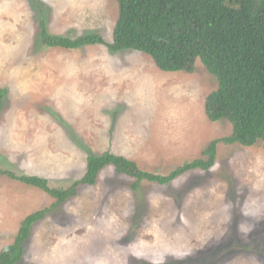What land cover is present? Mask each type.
<instances>
[{
    "label": "rangeland",
    "instance_id": "rangeland-1",
    "mask_svg": "<svg viewBox=\"0 0 264 264\" xmlns=\"http://www.w3.org/2000/svg\"><path fill=\"white\" fill-rule=\"evenodd\" d=\"M117 17V0H0L1 168L65 188L84 175L89 152L111 151L170 174L232 133L229 121L205 114L218 82L200 61L193 73L169 72L137 50L41 40L44 19L53 34L112 41ZM135 181L106 166L33 224L18 264H264L261 142L219 141L208 170ZM54 200L0 175V251Z\"/></svg>",
    "mask_w": 264,
    "mask_h": 264
},
{
    "label": "trees",
    "instance_id": "trees-1",
    "mask_svg": "<svg viewBox=\"0 0 264 264\" xmlns=\"http://www.w3.org/2000/svg\"><path fill=\"white\" fill-rule=\"evenodd\" d=\"M118 17L112 41L98 32L70 37L50 33L41 19V40L50 47L76 49L105 44L113 52L127 49L150 55L164 71L193 73L200 61L217 79V88L207 94L205 114L212 121L227 120L232 133L211 141L204 154L179 166L170 174L141 169L124 155L105 151L89 152L86 172L69 187H58L39 175L17 174L0 167L9 175L36 186L52 197L50 207L36 210L21 222L15 241L2 247L0 264H18L24 243L33 224L47 212L73 197L80 185L96 184L101 171L113 165L117 172L139 181L166 184L187 170L210 169L216 160L217 143H239L264 147V0H117ZM7 89L0 87V109Z\"/></svg>",
    "mask_w": 264,
    "mask_h": 264
}]
</instances>
